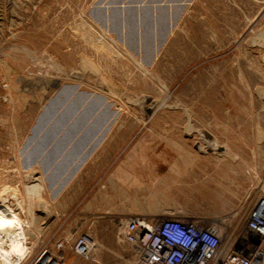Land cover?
<instances>
[{
	"label": "rangeland",
	"instance_id": "1",
	"mask_svg": "<svg viewBox=\"0 0 264 264\" xmlns=\"http://www.w3.org/2000/svg\"><path fill=\"white\" fill-rule=\"evenodd\" d=\"M116 3L0 0V206L26 242L0 264H114L100 242L132 215L238 236L264 195V0L164 4L143 52L135 27L131 44L114 28ZM83 95L102 102L79 124Z\"/></svg>",
	"mask_w": 264,
	"mask_h": 264
},
{
	"label": "built area",
	"instance_id": "2",
	"mask_svg": "<svg viewBox=\"0 0 264 264\" xmlns=\"http://www.w3.org/2000/svg\"><path fill=\"white\" fill-rule=\"evenodd\" d=\"M122 224L121 236L134 257L131 264H264V195L249 211L247 231L238 236L224 234L220 221L136 215ZM96 246L84 235L75 241L73 251L87 257ZM61 261L46 252L35 264Z\"/></svg>",
	"mask_w": 264,
	"mask_h": 264
},
{
	"label": "water",
	"instance_id": "3",
	"mask_svg": "<svg viewBox=\"0 0 264 264\" xmlns=\"http://www.w3.org/2000/svg\"><path fill=\"white\" fill-rule=\"evenodd\" d=\"M180 1L184 0H117V3L109 12L115 16L116 23L114 28H119L120 30H122L123 35L126 34V30H129V27H135L136 32L134 38L131 39H133L134 41L136 50L143 52L145 51L146 47L145 40L147 38V28L151 27L152 33L154 35V30L156 28L165 30L166 23L168 24V21H164L163 16L161 15L165 11V8H162L164 7V4L170 5ZM96 12L97 11H95V13ZM145 15H148L147 19L144 18ZM117 17L119 18V20ZM166 33L167 32H165L164 35H166ZM129 43L131 44L132 40H130ZM154 49H156V45L153 50ZM88 97L89 96H84V104L86 103V105H89L94 100L93 99L89 101ZM101 102L99 100L98 104L93 107V113L98 108H100Z\"/></svg>",
	"mask_w": 264,
	"mask_h": 264
},
{
	"label": "bare ground",
	"instance_id": "4",
	"mask_svg": "<svg viewBox=\"0 0 264 264\" xmlns=\"http://www.w3.org/2000/svg\"><path fill=\"white\" fill-rule=\"evenodd\" d=\"M99 15L102 16L101 13H99V12L96 13L94 15L95 19L101 18V17H99ZM111 17L114 19V24H115L116 23L115 22V16L111 14ZM144 18L147 19L148 15H145ZM105 21H106L105 17H102L101 22L105 23ZM130 37H131L130 32L126 31L123 42L125 44L128 41L130 42ZM84 102H85V98L82 97L80 102L74 101L71 105H69L70 115L73 116V114L76 112L75 110H77L78 107L82 106L84 104ZM97 104H98L97 100H93L89 105H86L85 110L83 111V113L81 114L79 119L76 120L75 123H79V124L80 123H86L90 119L91 116H94L92 109ZM13 213L14 212H9L8 210H6L2 206H0V249H11L9 251L10 252L12 251L13 254L15 255V257H20L26 253V248H25L26 246H24V244L26 243V242H24V236L25 235H23V232L21 229L22 224L20 225V222L18 221L16 215H14ZM5 264H9V263H5Z\"/></svg>",
	"mask_w": 264,
	"mask_h": 264
},
{
	"label": "crops",
	"instance_id": "5",
	"mask_svg": "<svg viewBox=\"0 0 264 264\" xmlns=\"http://www.w3.org/2000/svg\"><path fill=\"white\" fill-rule=\"evenodd\" d=\"M106 123H103L104 125ZM136 215H132L133 217ZM103 236L102 239H107V241H103L102 244L100 242L99 248L103 251H107L109 255L112 257V261L114 264H131L134 261V257L132 254L131 247L126 244L121 236V232L118 234L108 232Z\"/></svg>",
	"mask_w": 264,
	"mask_h": 264
}]
</instances>
